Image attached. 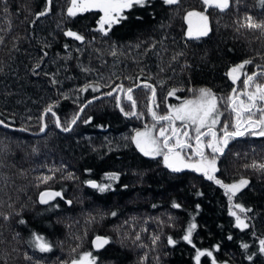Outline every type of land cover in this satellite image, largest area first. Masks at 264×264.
<instances>
[{
    "label": "trees",
    "instance_id": "trees-1",
    "mask_svg": "<svg viewBox=\"0 0 264 264\" xmlns=\"http://www.w3.org/2000/svg\"><path fill=\"white\" fill-rule=\"evenodd\" d=\"M69 6L70 0H0V120L26 129L0 128V146L7 148L0 152V264H70L85 251L93 252L98 264H196L197 249L213 252L202 256L200 264H212L213 258L216 264H264L259 251L264 171L248 167L264 164L261 145L240 143L247 145L246 156H238L244 163L228 151L215 173L249 182L232 201L251 210L240 214L236 209L248 224L241 230L215 181L191 170L167 171L131 141L136 128L152 120L151 88L156 92L154 110L166 115L171 102L200 88L220 97L228 94L226 73L245 60L252 61L246 70H264V33L240 27L246 15L264 21V5L230 0L224 11H205L202 0L173 5L149 0L146 7L126 10L127 19L113 24L107 35L97 30L101 12L69 17ZM45 9V15H38ZM196 10L208 17V35L186 37L183 17ZM68 30L84 40L65 36ZM140 82L151 85L131 93L140 118L125 116L114 96L105 97L86 105L70 131H58L54 116L45 114V131L31 135L40 130L41 114L50 104L56 105L55 118L68 127L86 101L115 86L127 90ZM122 106L131 111L126 98ZM110 173L119 174L110 190L101 193L86 186L88 181L109 183L105 177ZM44 176L52 179L42 182ZM228 182L223 181L232 184ZM44 191L60 192L62 198L39 204ZM174 202L180 207H173ZM129 219L132 226L125 223ZM191 224L196 228L189 243L183 236ZM33 233L43 236L51 251L36 249L30 243ZM95 236L110 243L94 251L90 243ZM154 237H159L155 243ZM169 237L174 245L167 244Z\"/></svg>",
    "mask_w": 264,
    "mask_h": 264
},
{
    "label": "snow or ice",
    "instance_id": "snow-or-ice-1",
    "mask_svg": "<svg viewBox=\"0 0 264 264\" xmlns=\"http://www.w3.org/2000/svg\"><path fill=\"white\" fill-rule=\"evenodd\" d=\"M51 0H49V3ZM167 5L177 4L179 0H163ZM261 5H264V0H258ZM205 5V11L208 7H216L221 11L226 10L229 7L230 0H202ZM149 4V0H70V6L67 8V15L69 17H75L78 13H83L91 10H98L103 13L99 21L97 22L99 27L98 31L107 35L108 30L111 29L113 24L120 23L122 20L127 19L124 15L126 10H130L136 6L146 7ZM47 9L44 12H40L38 15H45ZM197 17L202 22V26L198 27L195 35L196 38L201 36H207L209 32L208 17L204 12L189 11L185 17L189 22L188 35H193L191 20L189 18ZM139 19V17H137ZM107 25V28H105ZM240 27L247 28L249 30H260L264 33V21L257 22L252 16L246 15L243 21L240 23ZM65 36L72 37L78 41H83L84 37L78 33L68 30L64 33ZM67 47V46H65ZM116 55V52H112ZM252 63L251 60H245L240 64H237L229 69L226 75L231 79L235 85L240 81L243 76V88L238 89L233 87L232 92L226 98H219L209 88H200L193 99L184 100L177 107H170L167 115H159L153 108L151 101L155 100V89L151 88V85L145 84L144 87L151 88L152 97L150 98V104L148 107V113L151 115L154 121L151 127L145 125L143 130H136L135 134L131 137V141L135 144L136 148L146 157L156 158L158 156L163 157L164 166L172 170L173 172H180L184 169H191L194 172L201 173L203 176L211 181H215L220 187L225 189V194L228 196L230 202L229 215L235 217L236 227L244 230L248 228V224L245 219L241 218L240 214L251 211L243 207L239 203L232 204L233 198L241 191L242 188L248 185V180L241 178L238 182L232 184H225L221 180L217 179L214 173L217 171L216 162L217 155L223 154L225 148L229 144L230 140L237 137H243L245 135L264 137V83L258 82V77L264 76V70L260 72H253L248 74L244 71L246 65ZM39 67V65H37ZM259 67V66H258ZM55 83V81H53ZM81 89L85 91L87 89ZM119 91L125 93V97H116V106L120 108L121 112L125 116H137L140 118L143 114L138 112L137 102L132 96L133 89L128 88L124 90L122 86H118ZM94 91L98 90L97 87L93 88ZM176 90L168 92L169 96L174 95ZM107 95L111 96L112 92H108ZM67 98V97H65ZM126 98L131 102V111L126 112L122 106V99ZM92 101H89L91 103ZM226 104L227 111L231 113L232 119L221 121V117L224 113L220 109V104ZM56 105L50 104L45 109V113H51L52 116H56L53 111ZM83 111V108L80 109ZM79 116L72 119L71 124H75ZM44 117H41L42 126L41 132H44L47 124L43 123ZM86 120L85 123H89ZM177 121L180 122V126H177ZM56 127L61 128L62 131H70L71 127H63L59 118L55 120ZM222 125L217 131V125ZM157 125H160L158 132L154 131ZM0 126L8 128L9 125L0 120ZM20 131H26V129H20ZM194 133V135H193ZM222 133V134H221ZM6 146H0V152H5ZM210 150L211 155L208 154ZM35 151V149H33ZM248 167L256 168L264 171V164H253ZM42 182H47L52 179L51 176H44L40 178ZM109 183H96L94 181H88L90 187L97 189L103 193L112 188L113 181L119 180L118 173H110L105 177ZM126 187V186H125ZM56 197H61L60 192L46 191L40 194V203L49 204L51 200ZM62 198V197H61ZM71 204V201H67ZM173 207L179 208L180 205L173 203ZM239 210V213L235 211ZM116 215L115 212L112 213ZM7 219V217H5ZM20 223H24L23 220ZM196 228L195 224H191L183 236V240L186 242H192V233ZM139 235L136 239L139 240ZM232 239L231 236L228 237ZM159 237L153 238V243ZM30 243L38 249L40 252L51 251L50 243L41 235L33 233ZM110 240L105 237L96 236L92 241L93 248L100 250L105 245L109 244ZM170 245H174V241L171 237L168 239ZM261 254H264V239L259 241ZM79 247V245L77 246ZM217 250L219 246H216ZM249 245L247 243H241V248L247 250ZM73 253L77 251L76 248L72 249ZM202 256L212 257L213 252L210 250L196 251V264H200ZM249 259L251 257L249 256ZM70 264H98V258L93 252L85 251L79 256H74ZM212 264H216V260L213 258Z\"/></svg>",
    "mask_w": 264,
    "mask_h": 264
},
{
    "label": "flooded vegetation",
    "instance_id": "flooded-vegetation-1",
    "mask_svg": "<svg viewBox=\"0 0 264 264\" xmlns=\"http://www.w3.org/2000/svg\"><path fill=\"white\" fill-rule=\"evenodd\" d=\"M261 70H263V69H261V68H255L253 71H249V70H244L245 72H247L248 74H251V73H253V72H260ZM229 81H230V84H229V93L228 94H224L223 96H218V95H216L217 97H219V98H226L228 95H230L231 94V92H232V89H233V87H236V88H238V89H242L243 88V83H242V81H243V79H242V76H241V79H240V81H238L235 85L232 83V81H231V79L229 78ZM258 82H261V83H264V76H261V77H258ZM117 103V102H116ZM224 106H226V104H224V103H221L220 104V109H221V111L224 113V115L221 117V121H224V120H229V121H231V119H232V115H231V113H229L228 111H227V108L225 109V107ZM151 118V117H150ZM221 126L222 125H220V124H218L217 125V131H218V133H219V129L221 128ZM222 134V133H221ZM242 142H245V143H257V144H259V145H261L262 147H263V149H264V137H258V136H251V135H245V136H243V137H237V138H235V139H233V140H230L229 141V144L227 145V147L225 148V150H224V153L223 154H218L217 155V162H216V168H217V171L216 172H218L219 170H220V168H221V166H222V161L226 158V156H227V152L228 151H232V156L231 157H235V159H236V162L238 163L239 162V164H241V163H244L243 161H239L238 160V156H240V155H243V156H246V152L245 151H247V145H240V143H242ZM137 151H138V149H137ZM142 154V153H141ZM208 154L209 155H211V153H210V150H208ZM143 155V154H142ZM146 158H149L150 160H152V161H155V162H157V163H159L160 164V166L161 167H163L164 169H166L167 171H170V172H173L172 170H170L169 168H167V167H165L164 166V162H163V157L162 156H158V157H156V158H151V157H146ZM249 164V163H248ZM247 164V165H248ZM224 168H225V164H224ZM184 170H188V169H184ZM184 170H182V171H184ZM192 171V170H191ZM181 172V171H180ZM194 172V171H193ZM215 172V173H216ZM215 173H214V175H215ZM201 175V174H200ZM219 176V180H221L222 182L224 181V180H226L227 182L228 181H232V183H234V181H235V179H233L231 176H229V175H224V174H220V173H218L217 175H216V178ZM114 183L116 182V181H113ZM229 183V182H228ZM227 183V184H228ZM115 185L114 184H112V188L114 187ZM93 189H95V188H93ZM121 190H124V189H121ZM110 192H113V191H110ZM167 244H169L168 242H167Z\"/></svg>",
    "mask_w": 264,
    "mask_h": 264
},
{
    "label": "rangeland",
    "instance_id": "rangeland-1",
    "mask_svg": "<svg viewBox=\"0 0 264 264\" xmlns=\"http://www.w3.org/2000/svg\"><path fill=\"white\" fill-rule=\"evenodd\" d=\"M197 11V10H196ZM198 12H201L200 10H198ZM101 15H103V13L101 14ZM187 15V14H186ZM186 15L183 17L184 18V22H185V29H186V31H185V35H186V37H190L189 35H188V32H189V22H188V20H186L185 19V17H186ZM190 20H191V25H192V30H193V35L191 36V37H196V35H195V32H196V30H197V28L198 27H200V26H202V22L199 20V18H197V17H191V18H189ZM229 71V70H228ZM242 79H243V76H242ZM145 83V82H144ZM147 84V83H146ZM118 87V86H117ZM117 87L115 86V91H114V93H113V95L112 96H110V97H113L114 96V98H115V102H116V97L117 96H119L120 94H121V91H119V89L117 90ZM134 88V87H133ZM113 90V89H112ZM112 90H110L109 92H111ZM134 90V89H133ZM199 90V89H198ZM198 90H196V91H193V92H191L190 93V95H188V96H186V97H184V98H181V100H178V99H176L174 102H171L170 104H169V108L170 107H177V106H179L184 100H187V99H193L194 97H195V95L197 94V91ZM108 93V92H107ZM124 94L125 93H123V97H124ZM150 94H151V92L149 93V98H150ZM151 104H152V101H151ZM148 107H149V100H148ZM167 112H169V109H168V111ZM167 115V114H166ZM153 123H154V121L153 120H151V122H149L148 124H145V125H147V126H149V127H151L152 125H153ZM145 125H141V127H139V128H136L137 130H143L144 129V127H145ZM177 126H180V122L179 121H177ZM159 127H160V125H157V127H156V129H154V131H156V132H158V130H159ZM136 131V130H135ZM135 131H134V133L132 134V136L135 134ZM193 135H194V133H193ZM139 151V150H138ZM188 170H191V169H188ZM199 174H201V173H199ZM202 176H203V174H201ZM204 177V176H203ZM236 182H238V180H235L234 181V183H236ZM223 189V191H225V189L224 188H222ZM227 198H228V196H227ZM235 211H237L236 209H235ZM237 213H238V211H237ZM145 219H143V220H140V221H138L139 223H143V221H144ZM125 223H128V224H130V226H132L131 224L133 223L132 222V220H128L127 222L125 221ZM129 225H127V227H128ZM139 229V228H138Z\"/></svg>",
    "mask_w": 264,
    "mask_h": 264
},
{
    "label": "water",
    "instance_id": "water-1",
    "mask_svg": "<svg viewBox=\"0 0 264 264\" xmlns=\"http://www.w3.org/2000/svg\"><path fill=\"white\" fill-rule=\"evenodd\" d=\"M146 83H144V82H140V83H138L137 84V86H135L134 88H132V89H136L137 87H140V86H144ZM114 91H115V89H113L111 92H112V95H113V93H114ZM111 95V96H112ZM105 97H110L109 95H107V93H104V95H98V96H94V98H91L90 100H88V101H86L78 110V112L77 113H81V111H80V109L81 108H84L86 105H88V104H90L89 103V101H92L91 103H93L94 101H97V100H101V99H105ZM124 97H125V94H124ZM152 97V91H151V94H150V98ZM150 98H149V104H150ZM44 113L43 114H41V117L43 116L44 117V115L45 114H51V113H45V111H43ZM77 113H76V115H77ZM76 115L74 116V118L76 117ZM41 117H40V128H41V126H42V121H41ZM150 117H151V115H150ZM152 118V117H151ZM55 120H56V118L54 117V122H55ZM55 125H56V123H55ZM70 127H72L73 126V124H70L69 125ZM68 126V127H69ZM0 128H2V129H5V130H18V129H16V128H14V127H12V126H9L8 128H5V127H3V126H0ZM57 128V127H56ZM20 130V129H19ZM18 130V131H19ZM57 130L58 131H61L60 130V128H57ZM62 133L63 132H67V131H61ZM42 133L43 132H41L40 130L37 132V133H33V134H31L32 136H34V137H39V136H41L42 135ZM86 186H88V187H90L89 186V184L87 183V185ZM90 188H92V187H90ZM44 192H46V191H44ZM38 202H39V204H41L40 203V195L38 196ZM96 237V236H95ZM95 237H93L92 239H91V243H90V245H91V248H92V250H94V251H99V250H96V249H94L93 248V245H92V241L95 239ZM102 237V236H101ZM101 250V249H100Z\"/></svg>",
    "mask_w": 264,
    "mask_h": 264
}]
</instances>
